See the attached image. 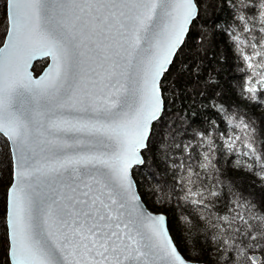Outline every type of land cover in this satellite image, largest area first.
Returning <instances> with one entry per match:
<instances>
[{
    "label": "snow or ice",
    "instance_id": "snow-or-ice-1",
    "mask_svg": "<svg viewBox=\"0 0 264 264\" xmlns=\"http://www.w3.org/2000/svg\"><path fill=\"white\" fill-rule=\"evenodd\" d=\"M0 264H264V0H0Z\"/></svg>",
    "mask_w": 264,
    "mask_h": 264
},
{
    "label": "trees",
    "instance_id": "trees-1",
    "mask_svg": "<svg viewBox=\"0 0 264 264\" xmlns=\"http://www.w3.org/2000/svg\"><path fill=\"white\" fill-rule=\"evenodd\" d=\"M230 175H232V177L235 179L237 177L242 178L240 181H238V187H242V189L247 192L249 190H254L256 191L257 194H259V189H256L254 185H252L250 183V181L253 179V177L248 176L242 172H233L230 173Z\"/></svg>",
    "mask_w": 264,
    "mask_h": 264
}]
</instances>
